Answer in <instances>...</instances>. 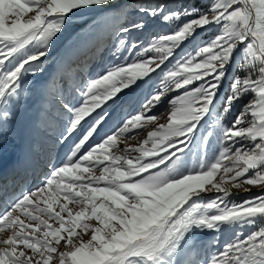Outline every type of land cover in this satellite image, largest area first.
<instances>
[{
	"label": "snow or ice",
	"instance_id": "obj_1",
	"mask_svg": "<svg viewBox=\"0 0 264 264\" xmlns=\"http://www.w3.org/2000/svg\"><path fill=\"white\" fill-rule=\"evenodd\" d=\"M111 3L0 0V102L19 96L23 76L41 71L74 21ZM197 3L141 7L170 32L145 47L120 39L136 58L91 78L79 106L64 103L62 139H77L35 190L0 212V264H264V0ZM209 28L217 31L202 38ZM165 100L171 111L157 123ZM116 108L124 115L93 144ZM152 125L138 145L126 143ZM253 188L257 195L230 202ZM240 226L252 231L192 259L201 235Z\"/></svg>",
	"mask_w": 264,
	"mask_h": 264
},
{
	"label": "rangeland",
	"instance_id": "obj_2",
	"mask_svg": "<svg viewBox=\"0 0 264 264\" xmlns=\"http://www.w3.org/2000/svg\"><path fill=\"white\" fill-rule=\"evenodd\" d=\"M191 4V0H113V3L107 8L94 10L85 16L79 17L78 20L74 21L73 27L65 31L63 36L56 41L54 50L39 64L41 71L27 73L23 76L19 96L11 98L8 102H0V152L2 155L9 156L13 151L19 152L21 150L18 149L19 144L23 142L22 139L27 133L30 137V145L36 153L37 161L40 164L42 161L40 167L43 170L41 169L40 172L43 175L41 177L45 178L46 173L51 170L46 168V166L51 165L50 161L52 164L57 161L55 164H58L59 157L60 159L64 158L69 146L77 139L76 136L71 137L66 142L62 139V133L66 135L65 127L69 120V113L63 107L64 103L79 106L83 99L81 93L84 85L91 78H95L102 69L124 64L126 61L130 62L136 58V50L126 51L119 45L120 39H124L127 46L135 43L145 47L154 36L169 33L171 27H173V25H165L160 19L145 16L138 10L141 7L157 8L159 6L165 11H170L180 8L181 5L189 6ZM133 21H144L147 27L143 30H131L126 34L119 31L121 26L131 28V22ZM216 31V28H209L206 33H201V37L206 39ZM191 47V45H187L184 51H191ZM158 82V76L154 75L149 83L158 84ZM143 91H147V86L144 90H141V92ZM141 92H138L137 95H141ZM174 95V92L168 93L169 98ZM170 106L165 100L163 104L155 109V114L159 117L157 123H166L167 116L171 111ZM242 106H239L238 110L227 119L231 120L239 114V108ZM111 108L112 106H109L105 110H111ZM5 111L8 112L7 117H3ZM99 111L98 109L97 112ZM95 115L96 113L93 114V116ZM123 115L124 113L119 108L112 111L111 117L93 137V144L100 141L107 133H110ZM20 120H22L21 124ZM89 122L91 123V121ZM6 123L11 130L6 129ZM152 127L154 125L146 127L133 139L127 140L126 143L133 146L138 145L146 138L147 131L152 130ZM34 133L38 142L41 137L45 141L42 146L38 143L36 146L37 151L35 150L37 141ZM123 146L124 142L121 144V147ZM208 153L209 155L218 154V146L214 144L208 149ZM13 155L17 159V155ZM1 161H5V158H1L0 154ZM194 161L195 157H189L188 166H193ZM20 176L26 177L24 175ZM36 184L34 187H36ZM40 184L41 182L37 186ZM23 188L26 189V187ZM0 191H3V189H0ZM257 194L258 190L253 188L250 193L240 192L234 194L230 198V202L242 203ZM14 200H10V204ZM250 231H252V228L244 226L233 227L222 232L209 231L200 236L203 247L197 250L192 259L197 261L207 260L216 254L226 242L235 239L236 236L243 237Z\"/></svg>",
	"mask_w": 264,
	"mask_h": 264
},
{
	"label": "bare ground",
	"instance_id": "obj_3",
	"mask_svg": "<svg viewBox=\"0 0 264 264\" xmlns=\"http://www.w3.org/2000/svg\"><path fill=\"white\" fill-rule=\"evenodd\" d=\"M169 109H171V106L169 107ZM21 121L22 120H20V124H21ZM21 127H22V125H21ZM22 136H23V133H22ZM22 140H23V142L21 144H19L20 146H19L18 149H21V150H19V152L13 151V152H11L10 155L8 154L9 156L5 155L6 157L4 155H2V153L0 152L1 158H3V159L5 158V161H6V162L5 161H1L0 162V169L2 168L0 170V177L3 176V172H5V171H9L11 173V177H12V174L17 175V177H18L16 180H12V181L8 182L6 184V189H8L10 187V185L12 183L16 182V181L19 184L23 183L28 178L27 177L28 171H32V177L33 178H32L31 182H33L34 185L36 183L39 184L42 180L45 179L44 177H41V176H43L41 174V172H40V170L42 169L40 167L41 164L39 163V161H37L36 153H35V151L32 149V147L30 145V137H29V135L26 133ZM19 142H21V141H19ZM13 154L17 155V159H16V157ZM46 168L47 169H49V168L51 169V165L50 166H46ZM20 175H24L26 177H21ZM12 178H10V179H12ZM29 185H30V183H29ZM28 191H30L29 188H28ZM0 198H1V196H0ZM5 203H6L7 206L10 205V203H8V202H5Z\"/></svg>",
	"mask_w": 264,
	"mask_h": 264
},
{
	"label": "trees",
	"instance_id": "obj_4",
	"mask_svg": "<svg viewBox=\"0 0 264 264\" xmlns=\"http://www.w3.org/2000/svg\"><path fill=\"white\" fill-rule=\"evenodd\" d=\"M191 3H197V0H191ZM197 6H199V3H197Z\"/></svg>",
	"mask_w": 264,
	"mask_h": 264
}]
</instances>
